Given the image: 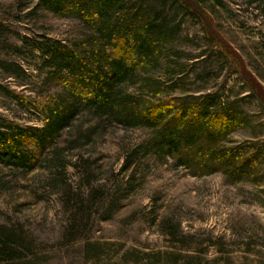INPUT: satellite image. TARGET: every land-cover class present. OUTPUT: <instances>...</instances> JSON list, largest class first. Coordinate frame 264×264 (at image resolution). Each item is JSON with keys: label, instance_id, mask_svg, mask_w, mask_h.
Listing matches in <instances>:
<instances>
[{"label": "rangeland", "instance_id": "rangeland-1", "mask_svg": "<svg viewBox=\"0 0 264 264\" xmlns=\"http://www.w3.org/2000/svg\"><path fill=\"white\" fill-rule=\"evenodd\" d=\"M37 4L0 0V131L44 126L5 91L39 103L62 91L38 48H75L92 34ZM156 9L172 39L128 93L149 102L212 94L248 123L225 145L264 149V9L247 0H170ZM147 77L162 86L156 94L141 88ZM94 125L81 114L33 170L0 164V232L19 242L10 264H264V160L247 181L194 176L148 147L149 129L104 123L76 140L77 128ZM54 151L56 168L46 162Z\"/></svg>", "mask_w": 264, "mask_h": 264}, {"label": "trees", "instance_id": "trees-1", "mask_svg": "<svg viewBox=\"0 0 264 264\" xmlns=\"http://www.w3.org/2000/svg\"><path fill=\"white\" fill-rule=\"evenodd\" d=\"M36 1L53 15L79 20L92 34L75 48L60 42L38 48L52 62L54 72L49 76L61 86L59 95L39 103L15 91H5L19 104L40 114L44 126L23 129L8 125V131H0V164L33 170L61 133L77 117L86 114L95 120V125L87 132L77 128V141L88 140L104 123L149 129L154 136L148 147L160 156L174 159L175 167L189 170L194 176L222 173L236 183L254 175L264 160V149L247 147L253 150L250 153L239 145H225L234 132L248 123L237 110L221 107L214 95L149 102L128 93L139 73L159 66L161 51L172 39L156 9L170 0ZM247 3L264 9V0ZM140 82L142 89L155 94L162 89L148 77ZM53 153L46 162L56 168V163L62 162L61 153ZM131 165L126 161L124 169ZM16 239L10 233L0 232V264L13 262L17 254L14 246L19 243Z\"/></svg>", "mask_w": 264, "mask_h": 264}]
</instances>
